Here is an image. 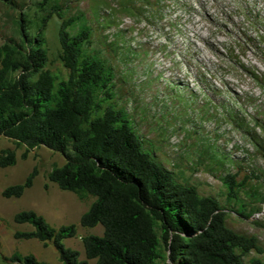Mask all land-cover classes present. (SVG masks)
<instances>
[{"label":"rangeland","instance_id":"1","mask_svg":"<svg viewBox=\"0 0 264 264\" xmlns=\"http://www.w3.org/2000/svg\"><path fill=\"white\" fill-rule=\"evenodd\" d=\"M12 1L26 11L40 0ZM59 3L66 18L81 15L91 35L87 51L112 69V98L106 105L125 112L143 150L178 183L186 182L198 195L218 201L229 230L255 238L262 253H249L243 263L252 257L264 261V200L257 202L258 196L264 197V154L256 152L249 139L251 135L264 146V89L250 76L264 81V0ZM17 13L0 4V44L15 34L12 21ZM57 28L52 16L44 33L45 68L64 79L66 71L56 57ZM2 149L13 150L16 162L0 168V192L21 183L33 167L37 175L21 197L0 196V264H16L2 260L12 254L62 264L51 244L13 239V232L31 229L12 222L15 213L26 210L53 228L74 225L76 236L62 244L83 260L80 237L102 234L99 225H78L93 199L80 201L47 182L50 168L63 164L59 154L39 147L21 159L23 148L0 137ZM226 173L235 174L236 181L247 178L233 202L226 201L219 181Z\"/></svg>","mask_w":264,"mask_h":264},{"label":"trees","instance_id":"2","mask_svg":"<svg viewBox=\"0 0 264 264\" xmlns=\"http://www.w3.org/2000/svg\"><path fill=\"white\" fill-rule=\"evenodd\" d=\"M0 4L18 11L12 21L15 34L0 44V137L23 148L21 159L39 147L59 154L63 164L50 168L47 182L80 201L92 198L78 225L102 228L100 236L80 237L83 260L62 244L76 236L74 225L50 227L31 210L13 215L15 225L31 228L13 232L14 240H35L43 247L49 243L62 264H245L244 256L262 253L254 237L225 226L224 209L216 199L178 183L143 150L121 108L106 105L112 98V69L87 51L91 35L80 14L66 18L59 0L34 2L26 11L12 0ZM52 16L58 20L56 57L66 71L64 79L45 68L44 33ZM250 76L263 90L264 81ZM249 139L263 155L262 143L251 135ZM15 162L13 150H0L1 169ZM36 175L33 167L21 183L4 188L1 198L21 197ZM246 179L236 181L228 173L219 177L227 202L237 200ZM260 196L258 203L264 200ZM2 260L45 264L31 255ZM247 264L264 261L252 257Z\"/></svg>","mask_w":264,"mask_h":264}]
</instances>
